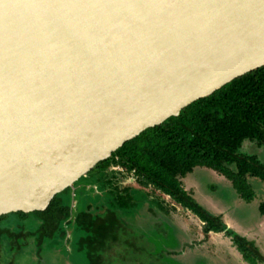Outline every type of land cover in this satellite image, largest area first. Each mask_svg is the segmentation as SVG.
I'll use <instances>...</instances> for the list:
<instances>
[{"label":"water","instance_id":"water-1","mask_svg":"<svg viewBox=\"0 0 264 264\" xmlns=\"http://www.w3.org/2000/svg\"><path fill=\"white\" fill-rule=\"evenodd\" d=\"M264 67V0H0V217Z\"/></svg>","mask_w":264,"mask_h":264},{"label":"trees","instance_id":"trees-1","mask_svg":"<svg viewBox=\"0 0 264 264\" xmlns=\"http://www.w3.org/2000/svg\"><path fill=\"white\" fill-rule=\"evenodd\" d=\"M245 146L257 152L264 149V67L233 80L207 98L193 102L161 125L145 130L101 161L98 167L114 164L129 172L134 171L137 183L146 189L142 191L145 195L159 193L162 210L170 212L178 207L189 210L203 223L202 233L206 237L212 233H225L232 238L245 262L264 264V257L255 243L227 228L221 216L206 211L182 183L196 168H207L229 180L242 200L253 202L256 193L250 179H259L264 184V161L256 151L255 154L245 152ZM138 192L134 189L126 197H120L108 209L110 214L104 219H83L82 216L77 222L82 228L80 244L87 250L90 264L101 262L110 247L108 244L118 240L114 232L119 233L124 225L120 220L121 213L131 214L140 206L134 196ZM165 197H169L170 202ZM57 203H52L46 211L14 212L0 217V264H13L10 259L1 258L3 237L9 238V252L21 249L15 246L16 238L11 230L15 226L10 222L5 227V223L14 219L25 220L29 215L39 216L45 221V225L41 223L42 236L48 237L55 231L51 229L52 224L57 222L51 224L47 220L56 217L54 207ZM259 214L264 218V200L259 204ZM58 224V231H63L62 222ZM166 254L161 253L160 264H172Z\"/></svg>","mask_w":264,"mask_h":264},{"label":"rangeland","instance_id":"rangeland-1","mask_svg":"<svg viewBox=\"0 0 264 264\" xmlns=\"http://www.w3.org/2000/svg\"><path fill=\"white\" fill-rule=\"evenodd\" d=\"M243 150L249 154L257 152L247 146ZM257 154L264 161V149H260ZM182 183L199 205L210 214L221 216L228 228L240 237L255 243L264 257V218L259 214V204L264 200V184L261 180L250 179L256 193L251 203L239 197L229 180L207 168H196ZM77 194L78 210L81 211L86 205L85 193ZM165 198L170 202L168 197ZM137 208L140 210L137 211ZM137 208L130 214L132 216L124 217L129 224L125 225V220L120 218L124 225L119 233L114 232L118 240L107 243L110 247L106 257L98 264H160L162 252L169 254L172 264H248L230 236L212 233L206 237L202 233L203 223L193 213L181 207L165 212L153 202L148 203L144 209L141 205ZM137 213L139 216L133 218ZM100 216L104 217V214ZM10 222L15 226L12 232L17 235L15 246L21 249L9 252V238L3 237L2 259H10L13 264H64L65 255V264H88L87 250L78 253L76 258L65 243L60 242L62 236H56L53 241L45 236L44 242L38 244L32 235L41 227L39 216L29 215L25 220L14 219L4 226ZM74 236L76 240L77 234ZM58 244H61L60 247ZM61 250L65 252L64 255Z\"/></svg>","mask_w":264,"mask_h":264},{"label":"flooded vegetation","instance_id":"flooded-vegetation-1","mask_svg":"<svg viewBox=\"0 0 264 264\" xmlns=\"http://www.w3.org/2000/svg\"><path fill=\"white\" fill-rule=\"evenodd\" d=\"M128 187L129 188L131 187L132 189H130L127 192L126 190L129 189ZM134 189L136 191H139L136 195L134 194V196L137 197V201L140 203L143 209L146 205H148V203L151 202L157 204L161 208V204L159 203L160 200H158L159 193H157L156 196L145 195V192L142 191H146V189H144L137 183V176L135 175L134 171L129 172L126 168L114 164L106 168H100L97 165L86 176L79 178L73 184V187H67L53 197L50 205H52V203H54L55 201H58L57 205L54 207L55 209L54 216L56 217H51L47 221L50 223L51 222H57V223L56 224L51 223L53 225L51 229H55V231L49 234L48 237H50V240L53 241L56 236L59 237L62 236L61 237L62 241L60 242L65 243L66 248H69L71 253L75 254L77 258L78 253L81 254V251H84L85 249L84 247H81L80 244L82 239V235L80 231V229L82 230V228H80L81 225L77 226V222L80 220V218L82 216L83 219L92 218L93 220L106 218V216L110 214V211L108 209L112 208L113 205H115V203L118 202V199L120 197H126L128 193L131 194L130 192H132ZM83 191L85 193L84 197L86 198L85 199L86 205L84 210L79 211L78 210L79 201L77 200V195H78L77 193L79 192L81 193ZM162 198H164V196H162ZM93 199L95 200V202H91L93 201ZM137 210L140 209L137 208ZM64 211H66V213ZM101 213L104 214V217L100 216ZM121 214L123 218L126 216L127 217L131 216L128 213H121ZM138 216L139 214L137 213V216L134 215L133 218ZM124 220L126 224V219L124 218ZM59 221L62 222L63 231H58ZM41 222L43 225H45L44 219H41ZM50 223L48 224L50 225ZM41 230H42V226L39 228V230H37L36 233L32 235L34 236V240L38 244H41L45 240V237L42 236L43 232ZM75 234H77L76 240L74 236ZM14 235H15L14 238H16L17 235L16 234ZM58 245L60 247L61 244ZM60 252L62 254L65 253L62 250ZM97 252H99V250ZM86 255H87L86 262L90 264L88 254L86 253ZM65 262H67V259H65V255H64V264Z\"/></svg>","mask_w":264,"mask_h":264}]
</instances>
